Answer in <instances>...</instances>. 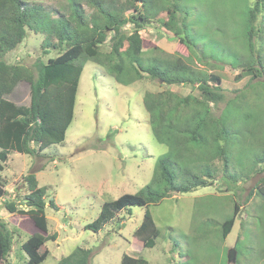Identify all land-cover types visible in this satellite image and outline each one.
<instances>
[{
	"label": "rangeland",
	"instance_id": "rangeland-1",
	"mask_svg": "<svg viewBox=\"0 0 264 264\" xmlns=\"http://www.w3.org/2000/svg\"><path fill=\"white\" fill-rule=\"evenodd\" d=\"M183 2L192 9L187 32L194 36L196 45H202V56L215 63L235 61L243 48V19L250 0ZM28 3L41 4L53 12L66 8L65 0H28ZM82 6L87 14L92 13L84 2ZM61 13L67 16L69 12L62 9ZM157 25L152 22L151 28L140 31L146 41L163 52L162 56L156 54L186 55L173 36L156 29ZM130 28L128 24L126 29ZM42 39V35L29 32L16 49L6 54L5 61L34 70L37 60L46 62L57 56V49L43 54ZM260 44L264 47L263 42ZM107 45L105 42L103 51ZM194 62L195 68H201ZM215 66L211 71L222 78L225 100L230 99L234 95L232 90L243 84H235V78L242 75L228 64ZM166 89L183 96L191 93L189 86L160 85L146 76L122 85L101 66L86 61L77 88L74 117L64 142L46 147L40 157L9 154L6 168L0 172L5 190L9 194L18 190L22 196L25 191L22 178L33 173L38 185L47 188L46 202L52 200L58 207L57 211L49 206L45 209L48 232L54 233L56 239L40 249L48 251L42 264H56L76 247L90 251L88 264H119L123 255L144 259L148 264H233L228 263V253L232 255V251L234 264H264V194L255 192L257 186L264 189L261 182L264 162L256 160L264 155V148L257 145L264 138V75L262 81L240 89L227 112L230 131L226 176L213 183L209 180L207 186L192 192L173 193L147 208L159 230L154 247L142 248L133 240L145 212L141 207H130V215L122 211L98 232L85 230L104 203L123 194H135L146 185L156 160L167 153L166 147L153 138L142 103L145 92ZM7 99L15 105L27 106L29 85L18 83ZM224 105L219 103L217 113ZM2 204L0 201V219L8 221ZM234 205L239 207L238 216L222 239L220 226L231 216ZM22 236L15 237L9 258L12 264L27 261L18 249L27 238L25 234Z\"/></svg>",
	"mask_w": 264,
	"mask_h": 264
},
{
	"label": "trees",
	"instance_id": "trees-1",
	"mask_svg": "<svg viewBox=\"0 0 264 264\" xmlns=\"http://www.w3.org/2000/svg\"><path fill=\"white\" fill-rule=\"evenodd\" d=\"M65 1L66 8L53 12L28 0H0V172L6 168L11 152L40 157L46 147L64 142L86 61L101 66L122 85L146 76L160 85L189 86L191 93L185 96L168 89L144 93L142 103L150 131L167 153L156 160L146 185L135 194H123L104 203L97 217L85 225V230L95 233L122 211L130 215V207L145 208L133 240L142 248H152L159 230L147 209L150 205L176 192L205 187L209 180L217 181L227 174V112L240 89L263 80L264 47L260 42L264 43V30L260 29L264 26V0H250L243 19L242 52L232 63H215L202 56V45H196L194 36L187 32L192 9L183 0ZM83 2L91 8V14L83 10ZM62 9L69 12L67 16ZM152 22L158 23L156 29L171 34L187 54L161 57L163 52L140 34L151 28ZM128 24L130 29H126ZM29 32L43 36L40 46L44 55L50 49L59 51L46 62L37 60L34 70L5 61L6 54L16 49ZM105 42L108 45L103 51ZM192 60L201 68H195ZM215 64H228L242 75L235 78V84H243L232 90L230 99L225 100L222 78L211 71ZM20 82L29 85L27 106L7 99ZM221 102L225 105L217 113ZM257 145L264 148V138ZM256 160L264 162V155ZM22 181L25 191L20 196L18 190L9 194L0 180V201L9 216L8 221L0 219V262L12 264L9 258L15 237L25 234L27 238L18 247L27 257L25 264H42L48 251L40 249L56 239L48 232L45 209L49 206L57 211L58 207L52 200L46 202L47 188L38 185L33 173H27ZM255 192L264 194V189L257 186ZM238 212V205H234L231 216L221 224L222 239L231 231ZM89 257L88 249L76 247L56 264H88ZM119 264L148 262L123 255Z\"/></svg>",
	"mask_w": 264,
	"mask_h": 264
},
{
	"label": "water",
	"instance_id": "water-1",
	"mask_svg": "<svg viewBox=\"0 0 264 264\" xmlns=\"http://www.w3.org/2000/svg\"><path fill=\"white\" fill-rule=\"evenodd\" d=\"M232 262L233 264L235 263V253L232 251L231 253H228V263Z\"/></svg>",
	"mask_w": 264,
	"mask_h": 264
}]
</instances>
